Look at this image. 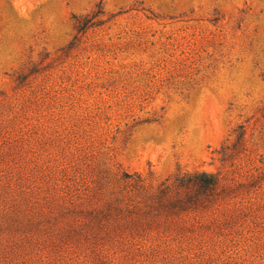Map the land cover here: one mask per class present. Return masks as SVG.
Returning a JSON list of instances; mask_svg holds the SVG:
<instances>
[{"label":"rangeland","instance_id":"obj_1","mask_svg":"<svg viewBox=\"0 0 264 264\" xmlns=\"http://www.w3.org/2000/svg\"><path fill=\"white\" fill-rule=\"evenodd\" d=\"M0 264H264V0H0Z\"/></svg>","mask_w":264,"mask_h":264},{"label":"trees","instance_id":"obj_2","mask_svg":"<svg viewBox=\"0 0 264 264\" xmlns=\"http://www.w3.org/2000/svg\"><path fill=\"white\" fill-rule=\"evenodd\" d=\"M100 14H102L101 4L98 6V12L95 17ZM91 21L92 19L78 21V31H85L90 26ZM226 190L220 187L218 175L197 173L184 176L177 180L174 190L165 188L160 192L156 211L174 214L196 209L204 203V199H210L214 195L225 194Z\"/></svg>","mask_w":264,"mask_h":264}]
</instances>
